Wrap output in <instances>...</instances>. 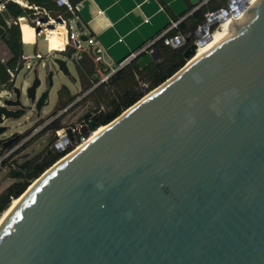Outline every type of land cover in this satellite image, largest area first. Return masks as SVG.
Segmentation results:
<instances>
[{
  "label": "water",
  "instance_id": "1",
  "mask_svg": "<svg viewBox=\"0 0 264 264\" xmlns=\"http://www.w3.org/2000/svg\"><path fill=\"white\" fill-rule=\"evenodd\" d=\"M197 48L109 123L79 128L103 127L16 198L0 224V264H264V0L190 62ZM71 53L50 59L43 86L36 66L27 104L14 75L0 132L49 105Z\"/></svg>",
  "mask_w": 264,
  "mask_h": 264
},
{
  "label": "trees",
  "instance_id": "2",
  "mask_svg": "<svg viewBox=\"0 0 264 264\" xmlns=\"http://www.w3.org/2000/svg\"><path fill=\"white\" fill-rule=\"evenodd\" d=\"M28 5H35L48 10L51 13H56L61 8L56 7L55 0H24ZM74 6L79 4L82 0H69ZM226 0H223L225 2ZM222 5V4H221ZM220 5H213V0L208 1L199 7H188L186 15L183 17H173L172 22L177 23L176 28L171 29L165 36H174L177 33L184 36H189V40H192V34L196 27L202 24L205 20V14L214 11ZM31 14V11L14 2H8L6 4V12L0 14V41H2L9 51L11 58L9 59L7 66L11 70L17 73L22 67L20 60L21 48V32L18 26L10 23L8 25L6 21L16 20L17 18L26 17ZM181 18V19H180ZM153 40V39H152ZM147 44V43H146ZM188 45L179 49H172L163 45L161 40H157L152 47L157 50L155 58H152L148 53L141 51L133 58L129 59L125 64L112 73L107 83L100 84L93 89L89 98H94L95 109L92 113L85 116V120L93 119L98 125H104L116 118L123 110L130 107L137 100H139L143 93L141 91V85H147V90H152L177 70H179L186 60L183 58V52ZM16 69V70H15ZM0 85H6L9 80V75L6 73L5 67L0 64ZM91 79L95 78L94 69H90L88 72ZM75 96L71 95L68 88L62 86L57 92V105L56 111L62 110L67 107ZM100 101L105 107V110H99L97 102ZM93 115V116H92ZM60 116L52 119L42 132L57 131L62 128L59 122ZM23 136L19 135L16 141ZM31 140L29 139L22 145V148L26 147ZM63 154H59L54 150H50L43 156H37L29 161L24 162L21 166L22 178L20 181L13 183L2 194H0V215L7 209L13 199L18 198L28 186L27 174L31 179L38 177L45 169L51 166L57 161ZM42 157V159H41Z\"/></svg>",
  "mask_w": 264,
  "mask_h": 264
},
{
  "label": "built area",
  "instance_id": "3",
  "mask_svg": "<svg viewBox=\"0 0 264 264\" xmlns=\"http://www.w3.org/2000/svg\"><path fill=\"white\" fill-rule=\"evenodd\" d=\"M208 1L209 0H201L200 5L205 4ZM8 2H14L20 5L21 7L26 8L27 10L31 11V14L26 17L17 18L13 21L8 20L6 21V23L8 25H10V23H13L14 25L19 27L20 31L22 24H26L29 27H33L35 30L36 39L42 37L46 41L49 56L57 52L66 53L69 50H72L71 60H73L74 62H79L84 56H89L91 58L95 78L93 81H91V87L89 91H91L94 87L100 84L107 83L109 77L118 67L125 64L129 59L133 58L139 52L144 51L151 55L152 58H155L157 50L152 47V45L157 40H161L163 45L168 46L172 49H179L185 47L186 45L189 46L191 43L199 47V41L204 40L206 37H211L212 33L220 25L219 19H222L224 17L237 18L241 13H245L248 7L252 4V0H227L226 4L223 7H220L214 11H210L205 14L204 22L196 27L195 31L191 35V41L189 40V36H184L178 33L174 36H165L168 31L176 28L177 23H172L157 37H155L153 40L149 41L145 46H143L138 52L132 54L126 60L120 62L116 69H110V67L106 65V63H104L102 60L101 51L97 46V41L94 39L93 36L86 34L83 30L81 18L78 13L79 4L74 6L69 0H55L54 2L56 6L58 8H61L62 11L53 14L44 8L35 5H28L24 0H0V14L6 12V4ZM214 24H217L216 28L213 26ZM60 32L63 33V47L61 50L58 51L51 50L49 47V39L51 36H53V34ZM80 35H85L86 39L81 40ZM31 57L32 56L23 55L22 53L20 54V60L23 65L26 62L30 61ZM34 58L37 60L43 59L40 54H35ZM10 76L12 78L13 73H10ZM142 86L147 89V85L142 84L141 87ZM85 94L77 96L76 100L72 103V105L75 104L76 101L81 99ZM72 105L64 108L62 111H67V109L70 108ZM99 110L101 111L103 110V108L100 107ZM87 122L88 120H81L80 122H76L71 125L62 126L61 129L55 131L54 133L56 141L53 150L59 154L62 153L64 155L74 151L81 145L85 144L91 138L92 133L87 131L84 134H80L79 128L82 125L87 124ZM67 128H70L72 133L71 141L67 139V135L65 132ZM30 138L31 137L25 140L19 139L6 149L0 151V172L3 170H5V172L9 174H11L12 171H19L20 173L22 172L20 169L21 164L18 163L17 158L19 156V153L21 152L20 148Z\"/></svg>",
  "mask_w": 264,
  "mask_h": 264
},
{
  "label": "crops",
  "instance_id": "4",
  "mask_svg": "<svg viewBox=\"0 0 264 264\" xmlns=\"http://www.w3.org/2000/svg\"><path fill=\"white\" fill-rule=\"evenodd\" d=\"M198 2L192 3L191 0H82L79 3L78 13L84 32L93 36L97 41L103 62L109 67L110 63H114L115 68H110L116 69L120 62L138 52L146 43L168 28L173 23V17H183L186 15L188 7H195L194 5ZM226 2L227 0L225 2L220 0L217 4L220 5L219 7H223ZM36 54L39 53L36 52ZM10 58L11 55L6 48L0 58V64L5 67L6 73L9 75L8 82L16 74L7 66ZM75 68L80 82L79 91L72 94L68 90L71 95L76 97V95L81 96L89 91L91 81L94 80L88 74L90 69H93L91 58L84 56L79 62H75ZM10 73H13L12 78ZM0 75H2L1 71ZM6 85H0V87L5 89ZM93 89L83 97L87 95L86 97L89 98ZM75 99L68 106L72 105ZM90 99L95 104L96 100ZM57 102L58 100H56L55 107ZM97 105L99 109L102 107L104 110L105 107L100 101L97 102ZM3 171L5 172V170Z\"/></svg>",
  "mask_w": 264,
  "mask_h": 264
},
{
  "label": "rangeland",
  "instance_id": "5",
  "mask_svg": "<svg viewBox=\"0 0 264 264\" xmlns=\"http://www.w3.org/2000/svg\"><path fill=\"white\" fill-rule=\"evenodd\" d=\"M191 1L192 3L198 2V0H191ZM200 1L196 5H194L195 6L194 8L198 7ZM219 2L220 0H213V5ZM213 26L216 28L217 24H214ZM21 33H22V41H21L22 43L20 45L21 53L23 55L32 56L31 60L29 61L30 64L32 65V69L28 71L23 65L22 69H20V71L16 74L15 85H20L21 83H23L22 85L26 86V84L29 83L32 79V70L36 69V66L38 65L37 67L38 76L41 79V85L43 86V84L45 83V75L47 69L51 67L53 68V66H51L50 59H52L53 57H63V55L54 53L52 56H48L46 41L42 37L36 39L35 30L33 27H29L26 24H22ZM5 49L6 48L4 44L0 41V58L2 57L3 51ZM36 52H38L43 57L42 60H37L34 58ZM102 54L105 55L104 53ZM42 63L48 66L42 68L41 67ZM67 67L71 74L70 77H65L61 74H54L53 86L49 92V105L43 109L42 111L43 117H41V119H39L35 123L33 119H30L31 115H27L28 116L27 118L23 117L18 121H13L7 124L8 127L6 131L7 136L8 135L11 136L14 134H18V135L21 134V136L23 137L20 140H25L31 137L30 138L31 142L26 147L20 149L21 152L19 153L17 161L21 165L24 162L29 161L37 156L44 157L46 153L50 150L53 151L54 144L56 141L54 131L48 130L46 132H42L44 125L49 123V121L54 119L57 115H60L59 122L61 126L71 125L76 122H80L81 120H85L84 119L85 116L87 114L92 113L95 109V104H93L92 100L90 98H87L86 95L85 97L76 101V103L73 104L70 108H68L67 111L65 112L62 111L63 109L59 111L55 110L58 89H60L62 86H65L72 92V94H76L79 91L80 82L75 68V62L73 60L68 61ZM110 67L115 68V64L110 63ZM4 91L5 89L1 86L0 95L4 94L3 93ZM39 91H41V88L39 89ZM75 98H77V95ZM21 178H22L21 173L19 174L18 177L13 178L11 177V174L1 171L0 194H2L13 183L20 181ZM33 180L34 179H30L29 181H27L28 185H30L33 182Z\"/></svg>",
  "mask_w": 264,
  "mask_h": 264
},
{
  "label": "bare ground",
  "instance_id": "6",
  "mask_svg": "<svg viewBox=\"0 0 264 264\" xmlns=\"http://www.w3.org/2000/svg\"><path fill=\"white\" fill-rule=\"evenodd\" d=\"M256 0H252V3H254ZM247 12V11H246ZM245 12V13H246ZM244 12L241 13L237 18H226L224 21H222L221 19H219V26L217 27V29L212 33L211 38L208 42L205 43V45L198 47L196 50L195 55L192 57V59L190 60V62L194 61L195 58H197L200 53L209 45H213L216 44L218 41V35L224 34L230 27H233V24L235 22H241L242 18H243V14H245ZM62 39H63V33H55L53 34V36L50 37L49 39V47L51 50H61L62 49ZM189 62V63H190ZM25 68L30 71L32 69V65L30 64V62H26L24 64ZM34 69L32 70V79L29 83L26 84V86H23L21 83L20 85H15L17 91H18V98L19 101H21V103L23 104H27L28 103V98H27V90L30 87L31 83L34 80V73H33ZM45 107H43L40 112H39V116H37V114L35 112H30L28 114H26L24 117H28L27 115H31L30 119H33L34 122L36 123L39 119H41V117H43L42 115V111ZM8 127L6 126L5 129L0 132V142L4 141L5 139H7L8 137H10V135H6V131H7ZM103 129V127L97 129L96 131H94L92 133V137H95L101 130ZM68 155L71 154H67L65 157H67ZM18 199H13L12 202L10 203L9 207L7 209H5L1 215H0V224L2 223V221L4 220V218L6 217V215H8V213L11 211V209L18 203Z\"/></svg>",
  "mask_w": 264,
  "mask_h": 264
}]
</instances>
